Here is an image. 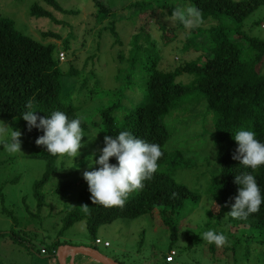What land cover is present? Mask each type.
Masks as SVG:
<instances>
[{
	"label": "trees",
	"instance_id": "trees-1",
	"mask_svg": "<svg viewBox=\"0 0 264 264\" xmlns=\"http://www.w3.org/2000/svg\"><path fill=\"white\" fill-rule=\"evenodd\" d=\"M93 3L97 8L98 23L113 16L112 4L108 0H93ZM46 5L65 11L58 0H36L30 15L52 17L53 12ZM181 6L199 12V23L191 26L186 48L191 46V38L195 37L198 46L207 49L208 53L174 69L162 70L159 66V38L152 35V30L156 26L161 28L160 37L165 44L175 29L165 23L160 24L154 12L163 8L160 13L171 17L173 9ZM262 6L264 0H180L178 6L172 0L134 2L130 7L134 12H140L141 21L135 25L132 34L134 45L129 54L120 57L121 67L115 73L116 85L112 89L104 87L95 70L85 73L70 61L67 68L63 67L57 42L45 43L26 35L16 29L13 19L0 16V118L8 120L14 130L21 132L24 138H30L38 147L32 156L46 161L44 175L34 184L39 205L44 203L40 189L59 171V157L48 154L46 146L35 143L43 135V130L35 127L29 130L21 115L28 110L29 102L39 116L59 110L69 119H81V127L88 135L90 126L80 115L81 107L75 100L80 93L87 94L89 99L109 95L111 99L100 114L105 134L115 136L127 130L135 137L159 145L163 153L157 161L156 172L143 182L142 189L127 197L122 207L93 203L85 184L81 189L84 206L81 209L74 206L65 213L59 235L75 222L85 219L95 241L102 224L112 223L120 217L136 218L158 209L164 225L171 231V240L167 250L160 252L149 264L174 263L168 262L166 255L178 240L177 216L188 202L197 206L202 194L175 178L176 170L192 168L193 161L184 153V148H168L167 145L174 143L171 138L178 132L171 123L192 114L194 119L191 121L204 116V123L199 121L203 133L212 129L214 136L218 170L210 178L206 194H210L215 204L227 212L231 224L258 232L256 241L264 239V203L244 220L229 215L239 188L234 182L236 175L251 173L264 197V166L252 170L233 159L237 147L233 135L238 130H251L259 141L264 142V38L251 34L245 28L250 16ZM261 21L262 18L255 23L260 24ZM174 24L186 26L177 20ZM104 28L111 30L118 40L115 19ZM42 34L47 38H61L60 34L49 29ZM62 43L63 49L69 48L68 36ZM183 74L189 75L188 82L179 79ZM77 77L79 87L67 85L69 79ZM209 118L211 125L208 127ZM4 144L2 142L0 147ZM109 162L117 163L114 157H110ZM69 189L70 184L61 180L55 191L64 194ZM245 234L247 239L250 235ZM67 243L56 238L50 247L55 254L60 245ZM56 264H59L58 259Z\"/></svg>",
	"mask_w": 264,
	"mask_h": 264
},
{
	"label": "rangeland",
	"instance_id": "rangeland-1",
	"mask_svg": "<svg viewBox=\"0 0 264 264\" xmlns=\"http://www.w3.org/2000/svg\"><path fill=\"white\" fill-rule=\"evenodd\" d=\"M35 1L0 0V16L13 19L16 29L26 35L45 43L57 42L58 51L65 53V59L61 62L63 67L67 68L70 61L85 73L95 70L104 87L112 89L116 85L115 73L121 67L120 57L129 54L134 45L132 34L135 32V25L141 21L140 12H134L130 6L141 0H108L114 14L99 23L96 21L98 15L93 0H58L65 11L54 10L46 5L53 12L52 17L31 16V6ZM172 3L178 6L180 0H172ZM178 8L186 10L187 6ZM157 10L161 12L163 8ZM160 12H154L161 21L160 24L165 23L167 27L175 29L172 38L165 44L160 37L161 28L156 26L152 30V35L159 38V66L162 70L174 69L208 53L207 49L198 46V39L195 37L191 38V46L186 48L191 26L176 25L171 17ZM261 18L260 24H256ZM113 19L116 20L118 40L111 30L104 28ZM153 19L154 17L149 21L152 22ZM245 28L251 34L264 38V6L250 16ZM47 29L60 34L61 38L44 37L42 33ZM67 36L70 46L63 49L62 41ZM179 79L188 82L190 77L183 74ZM78 81V77L71 78L67 85L74 84L77 88ZM108 99H111L109 95L89 99L87 94L80 93L75 100L81 107L79 113L90 126L91 133H84L82 136V147L73 161L68 157L58 158V173L40 189L44 196L43 205H39L35 196L34 184L44 175L46 161L32 156L38 147L19 131L21 151L7 152L4 145L10 141V133L14 129L8 120L0 118V128L4 129L0 144L5 143L0 147V264H56V253L50 247L56 238L65 240L70 245L95 246L100 252L122 264H149L160 252L167 250L171 231L164 225L158 209L136 218L120 217L112 223L102 224L97 236L103 241H109L110 246L94 244L85 219L75 222L62 235L58 234L65 213L74 206L80 209L84 206L81 189L87 182L83 179V173L100 167L94 161L104 146L106 134L101 125L100 114ZM188 116L171 123L178 132L171 138L174 143H169L167 147L185 149L183 151L193 161V167L179 168L175 172V178L191 189L198 190L202 196L197 206L188 202L177 216L179 233L174 245L177 255L175 262L171 264H264V239L256 241L258 232H250L246 227L231 224L227 212L215 204L210 194H206L210 178L218 170L214 136L211 134L212 129L203 133L201 123H204V116L193 121L190 120L194 119L193 115ZM206 125H211L210 118ZM95 133V138H92L91 135ZM212 144L214 151L209 152ZM61 180L69 183L70 189L64 194H57L55 188ZM132 194L134 191L128 196ZM208 230L222 233L226 237V243L217 247L203 240L201 235ZM244 233L250 236L245 239ZM42 247L48 252L41 253ZM77 259L76 262L90 258L79 254ZM90 262L101 264L94 260Z\"/></svg>",
	"mask_w": 264,
	"mask_h": 264
},
{
	"label": "clouds",
	"instance_id": "clouds-1",
	"mask_svg": "<svg viewBox=\"0 0 264 264\" xmlns=\"http://www.w3.org/2000/svg\"><path fill=\"white\" fill-rule=\"evenodd\" d=\"M171 18L173 21L178 19L179 22L194 27L199 23V12L193 8H176ZM27 109L21 115L27 122L28 129L35 127L43 130V135L39 136L35 143L46 146L48 154L52 156L68 157L73 161L79 154L85 133L81 127V119H69L59 110L52 111L50 115L39 116L31 102ZM3 133L4 129L0 128V138ZM19 136L17 130L10 133V141L4 145L7 152L21 151ZM95 136L96 133L91 135L92 138ZM233 138L237 142L233 159L239 160L240 164L252 170L264 166V142L259 141L253 131L242 128ZM100 151L101 154L94 161L100 167L83 173V179L87 182L91 194L90 199L93 203L103 206L121 207L125 204L128 194L142 189L143 182L156 172L157 161L163 154L159 145L135 137L127 130L120 131L115 136L105 135L104 146ZM208 151H214V144ZM110 157H114L117 163H110ZM234 182L239 188L229 215L234 219L244 220L259 210L260 205L264 203V197L251 173L236 175ZM201 238L217 247L226 243V237L213 230L205 231Z\"/></svg>",
	"mask_w": 264,
	"mask_h": 264
},
{
	"label": "water",
	"instance_id": "water-1",
	"mask_svg": "<svg viewBox=\"0 0 264 264\" xmlns=\"http://www.w3.org/2000/svg\"><path fill=\"white\" fill-rule=\"evenodd\" d=\"M79 254L101 264H122L117 260L103 254L94 246H75L63 244L60 245L56 251V257L59 264H80V262H76V257ZM68 257L69 261H67Z\"/></svg>",
	"mask_w": 264,
	"mask_h": 264
},
{
	"label": "built area",
	"instance_id": "built-area-1",
	"mask_svg": "<svg viewBox=\"0 0 264 264\" xmlns=\"http://www.w3.org/2000/svg\"><path fill=\"white\" fill-rule=\"evenodd\" d=\"M59 58H60L61 61H63V60L65 59V53H64L63 51L59 52ZM102 243H103L105 246H109V245H110L109 241H103V240H102L101 238H99V237H97V238L95 239V241H94V244H95V245H96V244H102ZM41 252L44 253V254L46 253V251H45L44 248L41 249ZM176 255H177V252H176L175 249L170 250V251L167 253V255H166V260H167L168 262H174V261H175V257H176Z\"/></svg>",
	"mask_w": 264,
	"mask_h": 264
},
{
	"label": "crops",
	"instance_id": "crops-1",
	"mask_svg": "<svg viewBox=\"0 0 264 264\" xmlns=\"http://www.w3.org/2000/svg\"><path fill=\"white\" fill-rule=\"evenodd\" d=\"M110 246V245H109ZM76 259H77V257H76ZM81 260V259H80ZM79 260V262H80V264H90L91 262H90V259L89 260H83V261H80ZM67 261H69V257L67 258ZM77 261H78V259H77Z\"/></svg>",
	"mask_w": 264,
	"mask_h": 264
}]
</instances>
